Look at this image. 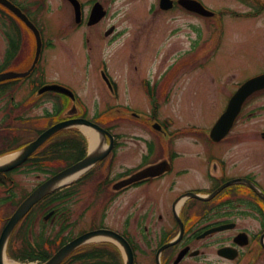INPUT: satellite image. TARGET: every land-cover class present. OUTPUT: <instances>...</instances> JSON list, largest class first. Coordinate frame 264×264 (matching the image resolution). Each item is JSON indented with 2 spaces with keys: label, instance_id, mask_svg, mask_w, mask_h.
I'll list each match as a JSON object with an SVG mask.
<instances>
[{
  "label": "flooded vegetation",
  "instance_id": "obj_1",
  "mask_svg": "<svg viewBox=\"0 0 264 264\" xmlns=\"http://www.w3.org/2000/svg\"><path fill=\"white\" fill-rule=\"evenodd\" d=\"M59 1L68 8L75 28L91 29L103 23L106 19L105 16L95 24L88 25L94 5L96 3L101 4L107 15L108 12L104 2L115 0H77L80 3L81 10V21L79 24L76 23L75 10L72 3L69 0ZM155 1L156 6L154 5L153 7V14H156L157 10L158 13L162 14L176 10L190 13L180 4V0H169L166 3V6L169 5L168 9L161 8L160 0ZM196 1L200 2L205 8L211 9L213 16L204 17L193 12L190 14L198 19L214 22L216 26L214 35L217 38H220L223 31V19L229 17L230 19L251 20L257 19L264 13V0H229L243 7L244 11L241 12L222 5L214 8L206 4L204 0ZM11 2L19 7L39 30L42 37V51L52 49V41L49 38L50 41L45 38L43 28L35 20L37 15L32 17L28 9L26 10L18 4L19 0H11ZM46 2L47 6H45ZM48 3L50 4L49 0H36V6L46 8L45 11H53L54 7ZM155 7L158 9H155ZM6 20L8 21V30L5 36L4 65L9 71L24 72L29 68H26L28 56L26 52L32 49L35 53L34 35L31 31H28L29 29L24 23L14 17L9 11L7 12ZM108 31L114 33L115 28L110 27L104 32V37H108ZM31 38L33 39L32 44H26V41ZM86 42H90V39L87 38ZM186 67L187 65L184 64L180 66L169 65L153 81L149 79L143 80L141 89L149 100H166L169 92V83L178 75L180 70L183 71ZM173 71H176L175 74ZM99 72L100 76H102L104 70L101 69ZM168 72L170 75H168ZM166 76L170 79L168 85L162 83ZM107 77H109L111 87L103 79L102 83L112 99H118L119 94L120 100L123 92L121 93L118 84L109 75ZM6 83L5 94H10L13 88L19 87L18 82L15 85L10 81ZM75 94L80 99L76 91ZM230 96L231 94L227 98L229 99ZM10 99L12 100L13 96H10ZM121 106L128 109L126 112L119 111L121 118L129 114L136 118L137 121L142 119L130 107ZM66 115L69 118L76 117L79 115V111L74 108L68 109ZM147 119L148 122L143 121V123L148 125L143 130L146 133L137 132L127 135L124 132L125 129L119 128L118 135L114 133L113 129L106 127L102 129L103 134L97 132L100 135V142L93 151L96 152L100 148L102 151H108L106 155L83 173L82 177L75 178L77 180L74 179L75 181L72 182L74 184L70 182L68 186L49 194L31 208L13 230L6 245L2 247L4 250L0 252V262L4 264L6 260L8 262L17 261L22 264H45L61 249L80 237L91 232L104 230L113 232L118 237L121 235L125 238L132 249L134 264H138V255L144 252L142 248L150 247L153 244V241L147 238L150 236V230L154 232L152 229L157 225H161L163 215L168 212L174 218V227L177 233L171 238L165 233V229L159 230L160 233L162 231L159 243L157 242L158 244L154 247L151 246L154 264H156L157 250L179 233L180 225L175 217L176 212H178L183 221V234L177 244L161 253V264H176L177 257L185 249L186 252L178 264L203 257L205 251L194 249V245L197 242L213 243V237L216 238L226 232L231 233V235L224 237L222 241L218 240L216 242L215 252L217 253L218 249L224 247L232 248L238 251V256L232 261L218 257L220 260L228 264H240L241 259H248L246 264H256L259 260H264V247L262 245L264 200L248 184H254L264 192V186L259 178L264 176V158L258 171V168L251 165L249 160H244L246 158L241 155L240 151H236V147L240 146L239 143L244 142L248 135L244 134L242 130L233 127L227 135L219 140H214L211 136V128H171L168 124L157 122L155 112L150 114ZM8 120H11V112L5 119L0 121V125H4ZM155 123H158L161 127H155ZM139 130L141 132V129ZM263 132L264 130L259 133V136L264 142ZM9 136H11V133L0 126V143H4L0 144V148L2 145L6 146L14 140V138L8 140ZM102 142L103 145L101 146ZM129 146L134 147L133 155L125 151ZM118 149L120 160L132 157L137 158L138 162L135 165L122 164L119 174L112 177L109 164L113 161L112 159ZM188 149H194L195 152L189 153ZM90 152V150H85L82 158L90 155ZM38 159L39 156H31L20 167L0 174V188L3 187L6 181L10 182L12 175L21 168H34L39 163ZM77 161L67 164L66 167L73 165ZM102 166L108 167V171L94 178L97 169ZM150 166H159V168L156 171H152L153 175L134 177ZM90 174L91 176L89 177L88 175ZM84 175L86 179L94 178V181H89V186H91L89 190L97 201L104 200L102 203L100 202L102 207L107 201H112L118 197H143L141 199L143 201L133 200L128 204L126 219L121 222L124 230H119V226L113 227L104 224L103 215L105 213L96 216L94 215V209L90 217H84V226L76 228L75 225L79 214L78 216L74 215L71 206L75 204V197L77 192L79 193V190L75 189V187L81 183L80 179ZM48 177L41 178L39 176L37 179L40 180L37 181L36 185L20 195L14 190L8 189L6 191L7 196L4 195L0 199V239L5 226L17 207ZM154 188L160 191V200H156L153 197L152 189ZM190 193L204 197H209L213 193H216V195L209 201H197L199 204L197 216L188 220L186 216L190 211L189 204L196 202L191 199L180 202V199ZM99 206L101 205L99 204ZM150 217L153 218L152 223L147 224V220ZM252 221L255 223L252 224ZM132 223L141 236L140 241L132 239L129 234V226ZM149 226L151 229H149ZM220 226L228 227L222 232L209 233L203 238H199L207 231ZM140 242L144 247L140 245ZM242 244L244 246H241ZM195 251H198L197 256H193ZM58 264H125V262L123 252L119 247V240L97 236L84 240L65 255Z\"/></svg>",
  "mask_w": 264,
  "mask_h": 264
},
{
  "label": "rangeland",
  "instance_id": "obj_2",
  "mask_svg": "<svg viewBox=\"0 0 264 264\" xmlns=\"http://www.w3.org/2000/svg\"><path fill=\"white\" fill-rule=\"evenodd\" d=\"M19 1L18 4L28 9L32 17L37 15L35 20L43 28L44 36L52 41L54 47L44 52L41 66L34 78L35 85L25 82L16 87L12 93L0 95V121L10 112L11 117L15 113L16 116L24 118H42L46 113L54 112L56 101L48 96L40 98L35 104H23L22 107H18L19 103H15L33 97L35 92L33 86L45 80V82L53 81L76 91L86 106V117L89 119L98 117L103 126L113 129L114 133L119 135V128L125 129L124 132L127 135L137 132L146 133L143 130L148 125L143 121L148 122L147 117L140 121L132 118L119 119V105L128 106L139 114H149V117L153 104L141 89L143 80L153 81L169 65L181 63L187 67L183 71L180 70L169 83L167 99L156 104L158 109L156 118L161 123H168L171 128H210L223 112L227 97L234 86L264 72V13L257 19L251 20L229 17L223 19L222 35L217 41L214 35L216 32L214 22L198 19L190 13L178 10L165 14L158 13L157 10L158 14H153L155 0L105 1L108 12L106 19L91 29L75 28L68 8L59 0H49L54 7L53 11H45L46 8L36 6V0ZM204 1L214 8L222 5L238 12L244 11L243 7L229 0ZM7 25L6 14L0 10V63L4 55ZM110 27H114L115 32L104 37V32ZM87 38L90 39L88 43ZM28 43L27 40L26 44ZM26 53L30 54V52ZM3 67H0V70ZM102 68L107 70L118 84L121 93L123 92L120 100L119 94L118 99H112L102 83L99 74ZM125 90L127 91L124 94ZM10 96H13L12 100ZM13 105L15 108L12 109ZM104 113L107 114L102 115ZM57 117L60 118L59 115ZM49 125L50 121L44 120L24 127L17 124L20 131L13 130L8 140L14 138L17 140L16 146H20V142L32 140L36 132ZM236 127L248 135L244 142L239 143L240 146L236 147V151H240L246 158L244 160H249L251 165L256 166L259 171L264 158V142L259 136V133L264 130V92L249 100ZM69 131L76 132L83 141L84 151H89L88 141L80 128L69 129ZM12 146L13 144L7 148ZM2 148L3 151L8 150L4 149V146ZM125 151L133 155L134 147L129 146ZM187 151L195 152L194 149ZM112 160L109 164L112 177L119 174L122 164L135 165L138 162L137 158L132 157L120 160L119 149ZM63 163L54 161L45 164L42 169L44 171H35L30 167L21 168L11 177L16 184L14 192L20 195L28 191L40 180L37 179L39 176L41 178L48 176L63 167ZM106 171L108 167H99L94 178ZM88 176L90 177L91 174ZM94 178L86 179L84 175L80 179L81 183L75 187L79 193L77 192L75 204L71 206V209L74 215L79 214L76 228L84 226V219L90 217L94 209L96 216L105 213L104 224L119 226V230H124L121 222L126 219L128 204L133 200L143 201L141 200L143 197H118L107 201L102 207L101 203L104 200L97 201L89 190L91 187L89 181H94ZM259 178L264 186V176ZM152 191L153 197L160 200V191L156 188ZM4 195L7 196L6 191L0 189V199ZM189 205L190 211L187 216L190 218L197 213L198 206L195 203ZM149 219L147 224L152 223L153 218ZM253 223L255 222L252 221ZM149 229H151L150 226ZM160 229H165V233L171 238L177 233L174 218L169 215V212L163 215L161 225L152 229L154 232L150 230V236L147 238L153 241L152 247L159 243L162 234ZM129 234L132 239L140 241L141 236L133 223L129 226ZM229 235L231 233L226 232L216 238L213 237V243L197 242L194 249L205 251L204 256L181 264H228L217 257L215 249L216 242L222 241ZM140 245L144 247L141 242ZM151 246L142 248L144 252L139 253L138 264H154ZM247 261L248 259H241L240 264H246ZM256 264H264V260L261 259Z\"/></svg>",
  "mask_w": 264,
  "mask_h": 264
},
{
  "label": "water",
  "instance_id": "obj_3",
  "mask_svg": "<svg viewBox=\"0 0 264 264\" xmlns=\"http://www.w3.org/2000/svg\"><path fill=\"white\" fill-rule=\"evenodd\" d=\"M167 0H161V5L162 7L164 6V3ZM73 3H77L75 0L72 1ZM182 4L189 10H193L199 14L202 15H210L208 11H206L199 3L195 1H190V0H182ZM0 5L3 7L9 9L12 13H14L17 17H19L22 21H24L29 28H31L35 34L36 37V53H35V58L33 61V64L31 65V68L26 72V73H13V72H8V73H2L0 74V82L8 80V79H13V78H18V77H25L27 76L30 71L34 68L36 62L38 61L40 50H41V41L39 38L38 32L35 30V28L27 21L25 16L20 12L18 8H16L14 5H12L8 0H0ZM102 15H99V17ZM264 89V74L254 77L248 81H246L233 95V97L230 99L228 106L225 110V112L222 114L220 119L217 121L215 126L213 127L211 131V136L213 139L218 140L221 137H223L231 128L233 125V122L238 115L244 101L254 92ZM46 90H54L60 93H65L73 98V95L71 92L68 90L59 87V86H46L42 89V91ZM72 126L76 127H87L90 129L95 130L99 134H103V130L87 121L84 119H74V120H68V121H63L60 123L55 124L54 126L50 127L48 130L43 132L35 141L24 147L22 150L18 152V154L13 157L12 160L5 162L4 164L0 165V172L7 171L11 168H14L18 164H21L31 153H33L37 148H39L43 143H45L51 136L56 134L58 131L69 128ZM103 145V142L101 146ZM108 151H102L100 148L98 151L88 155L86 158L81 160L80 162L76 163L75 165L63 170L62 172L56 174L55 176L51 177L49 180H47L45 183H43L41 186H39L16 210L12 218L10 219L9 223L6 225L0 239V252L2 250L3 244L6 240V238L10 235L12 232L13 228L15 225L18 223V221L30 210V208L43 196L48 194L50 191L54 190L57 188L59 185H61L67 178L82 173L85 170H87L89 167H91L97 160L102 159ZM153 170H157L156 167L153 168H148L145 171H143L141 174L134 176L135 178L138 176H149L153 175L152 173ZM253 187V186H252ZM253 189L256 191V189L253 187ZM190 197L194 198H200L195 195H189ZM214 195H211L209 197L212 198ZM261 196V194H260ZM264 198V196H262ZM222 230V228H217L216 231ZM181 234V233H180ZM95 236H101V237H107V238H112L115 240H119L120 246L124 249V252L127 257V262L126 264H133V255L131 252L130 247L126 243V241L122 237H118L117 234L110 232V231H96V232H91L88 233L79 239L75 240L71 244L67 245L63 249H61L52 259H50L47 263L45 264H58L65 255H67L71 250H73L76 246L81 244L84 240L89 239L91 237ZM177 240L172 241L163 247H161L157 253V257L159 254L167 247L174 245ZM230 250L227 249H221L218 251V254L222 257L228 258V259H234L236 257L235 253L229 252ZM183 254V253H182ZM182 254L180 256H182ZM158 259V258H157ZM180 257L177 259L179 260ZM2 264V262H0Z\"/></svg>",
  "mask_w": 264,
  "mask_h": 264
},
{
  "label": "trees",
  "instance_id": "obj_4",
  "mask_svg": "<svg viewBox=\"0 0 264 264\" xmlns=\"http://www.w3.org/2000/svg\"><path fill=\"white\" fill-rule=\"evenodd\" d=\"M4 88L6 87L0 86V91H4ZM57 115L58 113L55 115L48 114L45 121H50V125H52L57 120ZM84 153L83 141L76 132H61L51 138L37 153L39 163L34 168L35 170H42V165L52 161L69 164L81 159Z\"/></svg>",
  "mask_w": 264,
  "mask_h": 264
},
{
  "label": "bare ground",
  "instance_id": "obj_5",
  "mask_svg": "<svg viewBox=\"0 0 264 264\" xmlns=\"http://www.w3.org/2000/svg\"><path fill=\"white\" fill-rule=\"evenodd\" d=\"M79 128L82 131V134L84 135V137L88 141V144H87L88 145V149L90 151H93L97 147L99 142H100V135L97 132H95L94 130L90 129V128H87V127H84V126H81ZM8 160H9V158H4V159L0 160V164L6 162ZM79 175L80 174H77V175L65 180L64 183H68V182L72 181L73 179L77 178ZM4 264H15V263L8 262V261L5 260Z\"/></svg>",
  "mask_w": 264,
  "mask_h": 264
}]
</instances>
